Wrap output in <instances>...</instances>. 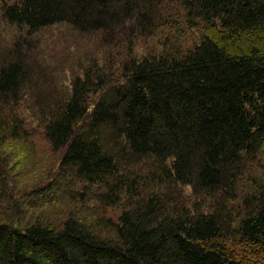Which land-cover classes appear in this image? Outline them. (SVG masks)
I'll return each instance as SVG.
<instances>
[{"label": "trees", "instance_id": "1", "mask_svg": "<svg viewBox=\"0 0 264 264\" xmlns=\"http://www.w3.org/2000/svg\"><path fill=\"white\" fill-rule=\"evenodd\" d=\"M180 9L206 33L133 57V40L178 27ZM0 20L130 47L117 62L92 59L65 94L42 86L48 72L21 41L0 54V200L4 148L28 137L15 111L29 92L60 154L34 196L73 206L58 226L13 206L0 264H264V0H0ZM120 205L117 221L106 216Z\"/></svg>", "mask_w": 264, "mask_h": 264}, {"label": "rangeland", "instance_id": "2", "mask_svg": "<svg viewBox=\"0 0 264 264\" xmlns=\"http://www.w3.org/2000/svg\"><path fill=\"white\" fill-rule=\"evenodd\" d=\"M184 18V12L180 9L178 27L171 29L172 25L163 22L153 31V35L135 38L132 42L133 57L141 59L154 55L161 51L164 43L174 44V39L180 41V47L183 49L194 45L206 30L204 27L198 29L195 25L189 26L190 22ZM20 41L23 53L27 56L29 54L42 71L48 72L45 81L41 82L42 86L44 83L49 84L58 94L69 92L73 74L81 73L79 69L88 66L92 59L106 64L112 58L113 62L119 60L117 52L125 55L130 53L126 42H122L119 48H113L111 43L104 44L101 34L85 35L67 25L56 24L36 34H29L26 30L0 20V54L10 51ZM28 93L23 94V99L15 111L19 114L28 137L11 141L4 148L5 168L11 190L0 200V218L11 217L13 206L18 204L29 218L40 216L41 220L58 226L61 225V220L70 214L73 206L67 199H62V193L50 194L49 199L43 200H37L34 196L36 191L54 180L58 173L60 154L52 151L45 136L42 109L36 107L35 101ZM184 193L191 202L194 201L190 188H185ZM38 210L41 212L38 213ZM122 211V205L110 208L106 210V216L117 221ZM78 213L86 215L83 210Z\"/></svg>", "mask_w": 264, "mask_h": 264}]
</instances>
